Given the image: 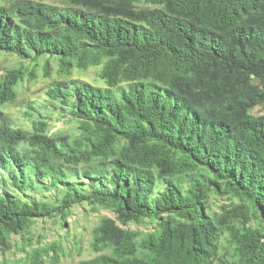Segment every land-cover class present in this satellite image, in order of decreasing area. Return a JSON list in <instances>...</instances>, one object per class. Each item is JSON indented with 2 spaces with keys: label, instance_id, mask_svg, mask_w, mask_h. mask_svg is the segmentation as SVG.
<instances>
[{
  "label": "trees",
  "instance_id": "1",
  "mask_svg": "<svg viewBox=\"0 0 264 264\" xmlns=\"http://www.w3.org/2000/svg\"><path fill=\"white\" fill-rule=\"evenodd\" d=\"M58 2L0 0V264H66L27 233L83 204L76 264H264V0Z\"/></svg>",
  "mask_w": 264,
  "mask_h": 264
},
{
  "label": "rangeland",
  "instance_id": "2",
  "mask_svg": "<svg viewBox=\"0 0 264 264\" xmlns=\"http://www.w3.org/2000/svg\"><path fill=\"white\" fill-rule=\"evenodd\" d=\"M50 3H59L58 0H46ZM16 62V57L11 55H3L0 59V68L12 65ZM97 68H91L89 71L77 74L84 77L94 83L103 84L104 81L97 80L96 73ZM40 77L36 82H26L21 90V100L26 101L28 104L32 100H35L38 96V92L44 88L46 81L42 78L43 70L39 68ZM23 106H17L13 109L12 113L16 120L22 119ZM264 106L256 108V112L262 113ZM35 115H38V110L32 111ZM55 128H73L74 124L67 117L54 115ZM220 203V201H218ZM112 216L109 210L102 209L100 211H93L92 207L88 204L75 206L72 215H70L64 222L55 223L53 220H38L36 224L31 228V232L27 233V237L32 239L34 245L45 244L46 242L58 241L62 246L64 254L62 260L66 264H76L82 259L93 257L95 253L90 248V241L92 239V230L95 224L104 216ZM134 229L143 228L135 224L131 225ZM23 245L22 235H13V246L10 251L5 255L0 253V259L3 257L8 260H15L25 255V252L21 250Z\"/></svg>",
  "mask_w": 264,
  "mask_h": 264
}]
</instances>
